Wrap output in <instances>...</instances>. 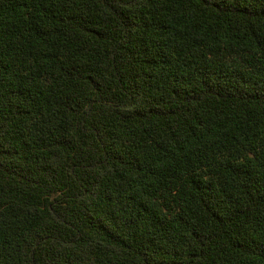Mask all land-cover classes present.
I'll return each mask as SVG.
<instances>
[{"label":"trees","instance_id":"trees-1","mask_svg":"<svg viewBox=\"0 0 264 264\" xmlns=\"http://www.w3.org/2000/svg\"><path fill=\"white\" fill-rule=\"evenodd\" d=\"M0 264H264V0H0Z\"/></svg>","mask_w":264,"mask_h":264}]
</instances>
